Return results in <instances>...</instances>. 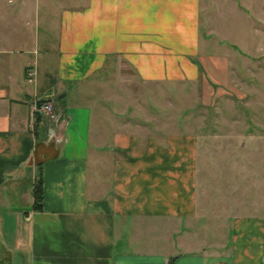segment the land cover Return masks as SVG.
Returning <instances> with one entry per match:
<instances>
[{
  "label": "crops",
  "instance_id": "crops-1",
  "mask_svg": "<svg viewBox=\"0 0 264 264\" xmlns=\"http://www.w3.org/2000/svg\"><path fill=\"white\" fill-rule=\"evenodd\" d=\"M228 2L80 0L41 48L23 8L0 2V264H264V216L204 200L193 133L150 129L148 113L141 126L116 99L96 114L90 92L116 57L143 83L224 81L207 11ZM202 216L223 218L219 233L231 219L225 242L189 225Z\"/></svg>",
  "mask_w": 264,
  "mask_h": 264
},
{
  "label": "rangeland",
  "instance_id": "rangeland-1",
  "mask_svg": "<svg viewBox=\"0 0 264 264\" xmlns=\"http://www.w3.org/2000/svg\"><path fill=\"white\" fill-rule=\"evenodd\" d=\"M5 1L14 10L23 8L25 18L19 31L27 27L32 46L40 48L44 37H51V42L57 37L62 8L80 3L0 0ZM227 1L231 5L235 1L238 8L210 7L207 11L214 18L218 16L217 28L223 37L214 39L229 58L224 81L206 84L200 75L193 81L143 83L116 57L108 69L94 76L90 92L96 114L102 103L116 99V110L136 118L141 126L146 124L138 119L148 113L155 117L149 121L150 129L193 133L197 137L198 187L204 200L264 216V0ZM0 14L4 15L5 9H0ZM201 19L203 27L210 25L204 13ZM222 219L202 216L189 225L203 227L208 232L203 236L225 242L231 219L219 233L215 222Z\"/></svg>",
  "mask_w": 264,
  "mask_h": 264
},
{
  "label": "built area",
  "instance_id": "built-area-1",
  "mask_svg": "<svg viewBox=\"0 0 264 264\" xmlns=\"http://www.w3.org/2000/svg\"><path fill=\"white\" fill-rule=\"evenodd\" d=\"M28 74H29V80H31L32 73L29 72ZM36 110L51 120L56 119L58 116V112L55 110L54 104L50 99H41L36 105Z\"/></svg>",
  "mask_w": 264,
  "mask_h": 264
},
{
  "label": "trees",
  "instance_id": "trees-1",
  "mask_svg": "<svg viewBox=\"0 0 264 264\" xmlns=\"http://www.w3.org/2000/svg\"><path fill=\"white\" fill-rule=\"evenodd\" d=\"M40 197H41V188H40V183L37 182L34 188V198L36 203L39 202Z\"/></svg>",
  "mask_w": 264,
  "mask_h": 264
}]
</instances>
